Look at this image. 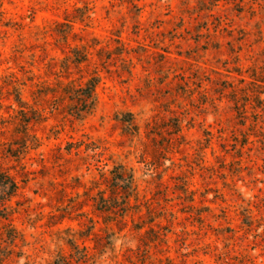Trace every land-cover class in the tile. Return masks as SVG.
Masks as SVG:
<instances>
[{
	"label": "rangeland",
	"instance_id": "374dc122",
	"mask_svg": "<svg viewBox=\"0 0 264 264\" xmlns=\"http://www.w3.org/2000/svg\"><path fill=\"white\" fill-rule=\"evenodd\" d=\"M0 264H264V0H0Z\"/></svg>",
	"mask_w": 264,
	"mask_h": 264
},
{
	"label": "trees",
	"instance_id": "16d2710c",
	"mask_svg": "<svg viewBox=\"0 0 264 264\" xmlns=\"http://www.w3.org/2000/svg\"><path fill=\"white\" fill-rule=\"evenodd\" d=\"M14 184V183H13ZM14 186V185H13Z\"/></svg>",
	"mask_w": 264,
	"mask_h": 264
}]
</instances>
